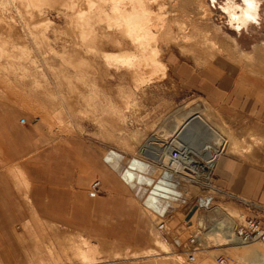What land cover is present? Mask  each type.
Returning <instances> with one entry per match:
<instances>
[{
	"label": "rangeland",
	"instance_id": "1",
	"mask_svg": "<svg viewBox=\"0 0 264 264\" xmlns=\"http://www.w3.org/2000/svg\"><path fill=\"white\" fill-rule=\"evenodd\" d=\"M114 1L0 0V101L28 111L45 143H62L66 138L86 140L88 147L83 158L96 170L94 148L98 146L163 165L170 146H192L187 132L181 138L183 141L178 136V125L182 126L192 112H210L211 120L206 127L209 139L224 154L246 158L247 151L264 149L252 118L238 110L237 114L235 111L231 114L230 104L220 103L225 108L221 110L216 100L207 95L210 89L207 80L217 81L219 77L215 74L231 72L243 76L242 80L245 76L264 80V21L238 33L226 23L219 7L223 0L215 1V6L212 0H147L152 10L164 18L158 19L161 23L158 21L160 25H156L158 14L153 12L157 16L151 26L157 37L146 44L160 48L161 65H165L154 71L139 54L142 68L133 71L127 63H117L112 58L138 53L130 42L121 45L117 41L120 34L107 28L108 21H116ZM207 66L214 68L215 73L207 71ZM239 104L243 105L237 100V108ZM217 206L236 222L242 220L241 213L227 208V204L218 202ZM198 220L203 222L201 218ZM165 222L166 233L169 226ZM65 224L39 220L35 227L28 226L36 229L28 237L34 249L30 264H89L87 259L105 264L156 257L177 264H218L216 258L220 255L231 256L238 264L264 263L263 243L231 244L227 235L214 230L199 233L198 237L211 232L219 235L216 239L210 236L212 240L207 246L198 240L195 259L188 261L183 246L197 231L194 218L193 226L185 229L177 244L167 240L154 222L146 248L96 238ZM230 245H241L239 253L213 250Z\"/></svg>",
	"mask_w": 264,
	"mask_h": 264
},
{
	"label": "crops",
	"instance_id": "2",
	"mask_svg": "<svg viewBox=\"0 0 264 264\" xmlns=\"http://www.w3.org/2000/svg\"><path fill=\"white\" fill-rule=\"evenodd\" d=\"M205 69L215 73L214 68ZM223 74H215L217 81L207 80L208 98L216 100L221 110L225 108L220 103L230 104L231 114L238 110L252 118L264 142L263 78L245 76L242 80L243 76L231 72ZM236 99L243 105L237 108ZM87 147L86 140L79 138L43 142L28 111L0 101V264H30L34 249L28 237L36 229L28 226L35 227L39 220L61 221L93 237L111 238L134 248L150 245L149 230L154 222L157 228L160 221L167 220L169 231L162 235L177 244L185 229L193 225V218L197 229L201 225L219 227L222 218L230 221L218 210V202L264 227V149L249 150L246 158L220 155L214 188L210 189L161 164L131 158L107 146L94 148L97 171L83 158ZM95 181L99 185L93 188ZM200 202L204 205L186 222L188 210ZM240 248L230 245L213 250L239 253ZM165 259L135 258L105 264H177Z\"/></svg>",
	"mask_w": 264,
	"mask_h": 264
},
{
	"label": "bare ground",
	"instance_id": "3",
	"mask_svg": "<svg viewBox=\"0 0 264 264\" xmlns=\"http://www.w3.org/2000/svg\"><path fill=\"white\" fill-rule=\"evenodd\" d=\"M146 1L147 0H115L114 3H113L112 9L116 13L115 18H114L116 21L114 23H111V22L109 23V21H108V25H107V28H109V30L110 29L113 30V31L116 30V32H118L120 34V37H118V40L117 41L121 45H125V44H128L127 42H130L131 44L130 43L129 44L130 45H133L136 48V50H138V53L135 52V53H133L131 55H126V56L123 55V54L122 55H115V56L112 55L113 56L112 57L113 59L114 58L117 59V61H116L117 63H121V64L127 63L129 65V68H133V71H134V68L135 69H138V70H139V68L140 69L142 68L141 66L143 64L138 59V56H141V55L143 56V58H145V61L143 59V61H144L143 63L146 64L147 66L148 65L153 66V70L154 71L155 70H158L157 68L159 66L160 67H163V65H165L163 63H162L163 65H161V61H160L161 51H160V48L158 46H155V45L152 46V47H149L151 44L150 43H147L146 44V41L148 42L149 39H152V38L155 39L157 37V31L154 32L152 30L151 21H153L154 18L157 16L156 15L154 17L155 14H153V12L154 13L156 12V14H158L157 10L156 11L152 10V7H150V4L149 3H146ZM153 1L154 0H152V1L151 0H148V2H153ZM203 6H204V4H203ZM163 7H164V5H163ZM206 9H207V7H206ZM206 11L208 12L209 10L207 9ZM100 12L104 13L107 18H111L112 19V16L111 15H108L107 11L104 8H100ZM204 14L207 15L206 12ZM159 15L162 16V14H158L157 20L156 19L154 20L155 23H156V25H160L157 22L159 21V23H161L160 20L164 18V16H163V18L161 16L159 17ZM158 19H160V20H158ZM155 23H152V24L155 25ZM156 25L153 26V27H156V30H157V26ZM160 28L158 27V29H160ZM159 32H160V30H159ZM180 34H179V36H181ZM183 36H181V37H183ZM208 36H209V34H208ZM208 36L206 37V39L209 38ZM184 38H186V36ZM207 41L208 40H206V42ZM211 44H213V43H211ZM209 46H210V44H209ZM131 48H132V46H131ZM110 54H113V53H110ZM139 54H141V55H139ZM107 60H108V58H107ZM150 68L152 69V67H150ZM212 116H214V115L212 114ZM210 118H211L210 112H207V113L204 112V113H201V114L200 113H197V112H192L190 115H188V117L186 119L187 122L185 121V123H184V121H183L184 124L182 123L183 124L182 126L180 124L181 127L178 125V128H179L178 133H180L178 135L179 138L181 139L182 136L185 138L184 134H185V132H187L188 135H189V137L192 138V142L194 143V144L192 143V146L178 145V146H180V148H181L182 151L195 152L197 154H200L203 158H208L209 153H210V149L208 148V146L210 148H212V149L215 148V146H212V141L209 139V136L210 135L208 134L207 129H206L207 124L211 120ZM215 118H216V116H215ZM212 119H214V117ZM170 147L166 150L167 152L165 154V159L163 161V166L164 167H166V165H169L168 152H169ZM216 150L219 151L218 148H216ZM221 151L223 152V150H221ZM188 165H190V168H191V169H188V171H190V173L188 175L191 176L192 175L191 174V171H193L194 169H196L197 166L194 164L193 161L192 162H188ZM195 175H196L197 178L202 177L203 176V172H197V174H195ZM192 216H191V219H192ZM189 227H191V226H189ZM212 232L211 233H208L204 237H197V240H199V243L201 242V244H203L204 246H207L211 242V240H212V237H210V236H214L215 239H216L219 234L216 235L215 232L214 233H212ZM90 258H91V256H90ZM94 259H96V258H94ZM84 261H86V257H85ZM84 261H83V263H84ZM87 261L88 262L90 261L89 264H94L95 263L93 259H87ZM84 264H86V263H84ZM257 264H264V263H257Z\"/></svg>",
	"mask_w": 264,
	"mask_h": 264
},
{
	"label": "built area",
	"instance_id": "4",
	"mask_svg": "<svg viewBox=\"0 0 264 264\" xmlns=\"http://www.w3.org/2000/svg\"><path fill=\"white\" fill-rule=\"evenodd\" d=\"M221 154H224L222 151H217L216 148L211 149L208 158H203L201 155L195 152L182 151L180 146L172 145L169 149V165H166L167 168L173 172L179 173L185 177L192 179L193 181L200 183L207 188L213 189V175L216 162ZM194 162L197 166L196 169L191 171V176L188 175L190 171V165L188 162ZM200 169V170H199ZM197 172H203V176L197 178L195 174ZM99 181H95L92 186L93 188L98 187ZM228 216V215H227ZM230 217V216H228ZM219 227L206 228L205 226H200L196 233H193L188 241L183 246L185 253L187 254V260L192 262L195 257L193 253L199 249V243L197 237L201 232H210L214 230L217 233L227 235L228 242L231 244H248L254 241H259L264 244V227H261L256 219L249 217H242L240 222H236L234 219L227 221L226 218H222L218 221ZM215 228V229H214ZM160 232L166 230L165 220L160 221L158 224V229ZM227 242V243H228ZM225 243V244H227ZM218 264H238L235 262L233 257L228 255H220L216 258Z\"/></svg>",
	"mask_w": 264,
	"mask_h": 264
},
{
	"label": "flooded vegetation",
	"instance_id": "5",
	"mask_svg": "<svg viewBox=\"0 0 264 264\" xmlns=\"http://www.w3.org/2000/svg\"><path fill=\"white\" fill-rule=\"evenodd\" d=\"M218 0H212V5ZM264 0H223L219 7L225 14L226 23L230 29L236 32L248 30L250 26L261 25L264 21V14L261 9Z\"/></svg>",
	"mask_w": 264,
	"mask_h": 264
},
{
	"label": "water",
	"instance_id": "6",
	"mask_svg": "<svg viewBox=\"0 0 264 264\" xmlns=\"http://www.w3.org/2000/svg\"><path fill=\"white\" fill-rule=\"evenodd\" d=\"M207 203H208V199H207L206 204H207ZM206 204H205V205H206ZM203 205H204V203L200 202V204L196 203V204H194L193 206H191V208L188 210V212H187V214H186V216H185V220H186L187 222H190L191 216L193 215V213L195 212V210L198 208V206H203Z\"/></svg>",
	"mask_w": 264,
	"mask_h": 264
}]
</instances>
